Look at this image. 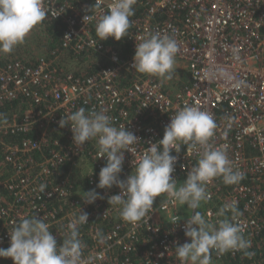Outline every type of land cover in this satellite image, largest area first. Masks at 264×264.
<instances>
[{"label": "built area", "instance_id": "2783aa9c", "mask_svg": "<svg viewBox=\"0 0 264 264\" xmlns=\"http://www.w3.org/2000/svg\"><path fill=\"white\" fill-rule=\"evenodd\" d=\"M43 2L48 16L40 24H61L58 45L30 56L0 53V106L21 102L25 108L21 115H7L8 122L0 121V248L10 246L15 224L35 215L58 243L81 208L88 213V223L79 226L83 255L94 254V264H180L174 247L190 242L184 225L193 210L161 194L141 221H124L120 206L107 202L120 189L96 187L106 163L98 158L96 140L77 149L70 123L61 128L59 121L81 107L103 109L114 126L132 131L140 141L133 154L125 152L120 174L125 179L147 147L162 139L170 117L196 106L216 122L209 143L227 146L233 170L243 179L228 185L214 178L205 186L207 200L195 211L215 226L225 218L217 215L219 209L236 201L240 214L234 221L230 211L226 216L239 225L251 242L247 251L254 253L213 251L211 264H258L256 249L264 247V0H135L123 38L127 55L113 38L100 41L96 35L99 16L112 0H102V11L95 9V0ZM157 33L176 40L174 61L185 66L187 78L173 94L159 76L132 68L136 43ZM65 58L75 62H70L73 68ZM91 65L99 67L88 72ZM10 135L23 139H3ZM176 147L172 175L180 187L203 148L197 152L181 142ZM91 189L104 198L84 203L83 191ZM98 230L104 244L96 239ZM0 264L13 261L0 258Z\"/></svg>", "mask_w": 264, "mask_h": 264}, {"label": "clouds", "instance_id": "9594fccd", "mask_svg": "<svg viewBox=\"0 0 264 264\" xmlns=\"http://www.w3.org/2000/svg\"><path fill=\"white\" fill-rule=\"evenodd\" d=\"M135 0H112L107 11L102 12L96 23L95 31L100 41L113 38L120 41L127 36L131 26L130 17L134 15ZM95 9L103 8L102 0H95ZM48 16V9L43 0H0V53H11L14 47L24 41L26 35ZM90 18L85 15L84 19ZM178 44L169 36L152 34L141 37L136 43L132 68L142 74L156 75L171 79L174 58ZM70 123L73 144L77 149L95 139L98 158H105L106 163L98 175L99 189H111L116 186L118 194L111 195L107 202L120 206L121 218L129 223L141 221L153 208L154 200L161 194L181 205L192 209L190 219L184 225V235L190 242L177 243L175 253L180 264H211V253L223 255L229 251H241L246 256L251 242L243 236L237 223L232 221L240 214L237 202L225 203L218 211L217 225H212L198 211L202 201L207 200L205 186L216 177H222L225 184H236L243 179V174L234 171L227 156V146L214 148L210 139L217 125L213 116L196 106H185L164 128L162 139L151 143L135 164L134 173L125 179L120 178L125 159V152L133 154V147L140 139L126 126L116 127L111 117L102 109L88 111L81 107L74 113L62 116L61 128ZM177 142L188 146L190 150L200 151V158L186 176L183 184L177 187L175 171ZM46 185L41 183L43 192ZM81 198L86 204H93L103 199L96 189L83 191ZM232 213L230 221L226 213ZM88 223V213L80 208L79 214L67 225L68 233L61 244L57 243L49 225L37 215L24 218L15 224L10 237V246L0 248V258H11L13 264H94L96 256L83 255L84 245L80 239L79 226ZM178 223H174L176 225ZM98 243L104 244L106 238L98 230Z\"/></svg>", "mask_w": 264, "mask_h": 264}, {"label": "trees", "instance_id": "16d2710c", "mask_svg": "<svg viewBox=\"0 0 264 264\" xmlns=\"http://www.w3.org/2000/svg\"><path fill=\"white\" fill-rule=\"evenodd\" d=\"M36 26H39L40 29H42L41 34L43 33V35L47 38H49L50 43L47 44L46 46H49L50 48H54L55 46L58 45V43L60 42V37H61V24L59 23H51L48 24L47 26H44V24H37ZM115 41V40H114ZM115 44V43H114ZM117 45L121 46V50L123 52L124 55H127V49H126V43L123 42V39H121L120 41H116ZM45 46V47H46ZM123 47V48H122ZM3 57L7 56L5 53H3ZM19 56H22V54H19ZM9 57H14V56H9ZM99 66H97L96 68H98ZM95 66L91 65L87 71H94ZM21 102H16L13 104H7L5 106H0V121L4 122H8L7 120L9 119L8 117H6L7 115H21L24 111V106H22L20 104ZM4 140H9V141H13V142H20L23 139V136L21 135H10V136H6L3 138ZM63 242V240L59 241L58 244H61ZM257 254H258V264H261V260H264V247L256 249ZM262 254V256H260L259 254ZM260 260V263H259Z\"/></svg>", "mask_w": 264, "mask_h": 264}, {"label": "rangeland", "instance_id": "374dc122", "mask_svg": "<svg viewBox=\"0 0 264 264\" xmlns=\"http://www.w3.org/2000/svg\"><path fill=\"white\" fill-rule=\"evenodd\" d=\"M42 29L39 28V26H35L24 38V41L18 45H16L13 49V51L11 53L6 54L7 56H19V54H22V56H26L29 54H39L41 52H44L45 46L47 44L50 43V39L45 37L43 35V33L41 34ZM30 56V55H29ZM65 64L68 65L69 68H73V65L70 63H75L71 60V58H65ZM68 61V62H67ZM81 63H86L85 60H81ZM82 66L83 69H86L87 65L83 64ZM182 69L185 70V66H183L181 63H177L176 61H174V65H173V71L175 70V73L173 74L172 77H175V75L179 76V80L177 81V83L179 84V86L182 85V83L180 82L181 80H183L182 76L185 75V72H181ZM159 79L161 81L164 82V80H168L167 82H171L170 79H166L163 77H159ZM176 83V84H177ZM178 86V85H177ZM176 89V87H175Z\"/></svg>", "mask_w": 264, "mask_h": 264}, {"label": "crops", "instance_id": "0c3cea01", "mask_svg": "<svg viewBox=\"0 0 264 264\" xmlns=\"http://www.w3.org/2000/svg\"><path fill=\"white\" fill-rule=\"evenodd\" d=\"M183 65V64H182ZM98 65H96V67H97ZM184 66V65H183ZM181 72H184V69H182V71ZM175 73V70L173 71V74ZM173 74H172V76H173ZM182 78H183V80H181L180 82L183 84L184 82H185V80H186V78H187V76H182ZM179 80V76H177V75H175V77H172L171 79H170V81L171 82H167L168 80H165V83H166V90L168 91V92H170L171 94H173L175 91V87L177 86V85H179L178 83H177V81ZM177 83V84H176ZM4 174H7L6 172H3ZM243 264H249V262L246 260Z\"/></svg>", "mask_w": 264, "mask_h": 264}]
</instances>
